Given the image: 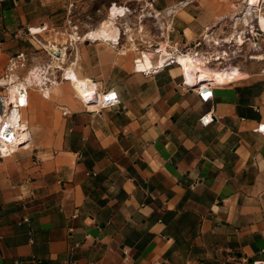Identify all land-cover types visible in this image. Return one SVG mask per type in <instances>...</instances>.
Segmentation results:
<instances>
[{"label":"crops","instance_id":"crops-1","mask_svg":"<svg viewBox=\"0 0 264 264\" xmlns=\"http://www.w3.org/2000/svg\"><path fill=\"white\" fill-rule=\"evenodd\" d=\"M174 3L163 8L175 12L163 32L177 49L212 22L201 0ZM55 8L0 0V127L22 123L19 141L0 146V264L264 261V79L253 78L264 72L209 81L206 102L178 60L149 53L158 68L149 74L116 41L48 39ZM25 58L33 86L5 82ZM68 66L94 82L93 99L79 97ZM70 84L75 100L56 89ZM109 91L120 103L104 108Z\"/></svg>","mask_w":264,"mask_h":264},{"label":"rangeland","instance_id":"rangeland-1","mask_svg":"<svg viewBox=\"0 0 264 264\" xmlns=\"http://www.w3.org/2000/svg\"><path fill=\"white\" fill-rule=\"evenodd\" d=\"M201 1L204 5L208 4L207 8L210 10L205 14L207 21H211L212 26H217L215 37L229 36L227 38L230 46L229 52L226 51L227 55L223 54L225 57H221L222 61L215 68L223 70L227 80H232L237 72L245 74L241 78L251 77L247 71L264 72V31L258 24L259 15L261 12L264 14V0L260 7L261 10L255 8L253 0ZM172 2L176 0H54L56 10L52 13L51 26L53 27H51V35L48 39H54L58 44L64 43L67 39H80L84 34L90 39L116 41V44H112L116 47V53L120 52L121 57L130 58L134 64L144 52H149L154 55V60L158 58V61H161L169 58L164 62V65H168L186 54L184 53L186 46L180 44L181 52L177 53L176 48L164 38L163 30H167L165 23L174 16L175 12L172 7L167 10L163 8ZM187 14L192 18L193 13L188 12ZM208 31L206 30V33ZM189 45L193 48L194 41ZM198 58L201 59V56L199 55ZM23 59L14 61V69L9 72V76L24 83V87L33 86L27 84L26 79L23 80L28 75V69H26L28 59ZM231 59H233V64ZM236 65H240L242 69ZM157 69H150L145 73L150 74ZM65 75L66 70L63 73L64 77ZM43 78L45 82L50 80L45 75ZM253 78L264 79V75L257 73ZM52 79V83L59 80L56 76ZM6 80L8 77L5 82ZM70 85L71 87H57L56 89L61 95L75 100L77 96L72 84ZM2 87L1 94L7 96V85Z\"/></svg>","mask_w":264,"mask_h":264},{"label":"bare ground","instance_id":"bare-ground-1","mask_svg":"<svg viewBox=\"0 0 264 264\" xmlns=\"http://www.w3.org/2000/svg\"><path fill=\"white\" fill-rule=\"evenodd\" d=\"M253 1H254L255 8H258L259 10H261L260 7L262 6L263 0H253ZM258 24L261 30L264 31V14L262 12L259 15ZM49 49L53 53L56 51H60L59 47L54 43L50 44ZM219 54L227 55L226 52L224 53L220 52ZM198 57L199 55H196L195 52L192 51L190 53L184 54V56L182 55V57L178 59V63H180L181 65L182 74L185 75V78L187 80L186 82H188L189 85L198 87L201 84H205V83L209 84L208 83L209 81L213 83H225L227 81V77L224 75L223 70H221L220 68L211 67L210 65L207 64V61L204 57L201 56V59H199ZM218 59H221V57H219ZM55 64H57V67L62 68V65L60 64V62H56ZM153 67H154V63L150 57L149 52H144L141 58L136 60V68L139 71H147L148 69H152ZM68 69H70L73 72L72 82H73L74 88L77 91L79 97L84 99L85 101H90L91 99H93L96 94L95 89H94L95 87L94 82L90 80L89 78H79L78 75H76L75 70H73L71 67H69ZM185 85L187 84L185 83ZM13 107L14 106H12L10 109L11 114L15 113V111H13V113L11 112ZM13 124L4 123L0 127V146L2 147L4 152L6 151V145L8 143L12 144V143H16L17 141H19L16 138L17 135L14 134L15 132L14 130H17L16 127L18 126L17 125L13 126Z\"/></svg>","mask_w":264,"mask_h":264},{"label":"built area","instance_id":"built-area-1","mask_svg":"<svg viewBox=\"0 0 264 264\" xmlns=\"http://www.w3.org/2000/svg\"><path fill=\"white\" fill-rule=\"evenodd\" d=\"M213 26L212 27H208L206 28V30L208 29L209 31L207 33H204L202 34L198 39H196L194 41V47L191 48L188 46L185 47V51L184 53H190L192 51H189V50H193L195 52L196 55H200L202 57H204L207 61V64L208 65H211L213 63L215 64H218L219 62L222 61V59H218L219 57H225V55H220L218 54L219 52H226L228 51L229 52V49H230V46H229V43L227 41V38L229 36H219V38H216L215 37V34H214V31H213ZM212 42V44H210ZM189 47V48H187ZM226 47V48H225ZM215 49V50H213ZM177 51V53L181 52L179 50V47L175 50ZM228 57V56H227ZM172 60H174V58H171ZM14 65L15 63L14 62H11V65H10V69H14ZM7 77H9V75H7ZM211 87V84H208V87H204V85H201L200 87H197L199 89V93H200V96L201 98L204 100V101H208L212 96H213V92L210 91L209 89ZM3 95H0V98H2ZM28 98L27 96V92H26V99ZM118 103H120L119 101V98H118V95L116 92H107L106 93V100L101 104L102 107H112V106H115L117 105ZM28 104V102H27ZM26 105H23L22 103L19 104V106H14L11 110V112L13 113V111H16L21 108V107H24ZM212 119H207V115L203 116L201 118V122L203 124H207L208 122H210ZM20 124L22 125L21 123V120H20V117H19V121L17 123H15V125L17 126H20ZM262 128V124L260 125V127L257 128V130H261ZM264 132V131H262ZM11 136V135H9ZM3 158L0 156V159ZM254 264H264V261H256Z\"/></svg>","mask_w":264,"mask_h":264}]
</instances>
